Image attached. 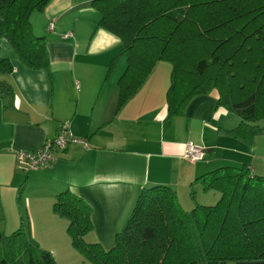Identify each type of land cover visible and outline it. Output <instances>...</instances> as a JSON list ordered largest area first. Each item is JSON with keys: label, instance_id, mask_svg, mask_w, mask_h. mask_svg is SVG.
Wrapping results in <instances>:
<instances>
[{"label": "crops", "instance_id": "obj_1", "mask_svg": "<svg viewBox=\"0 0 264 264\" xmlns=\"http://www.w3.org/2000/svg\"><path fill=\"white\" fill-rule=\"evenodd\" d=\"M91 1L50 0L42 11L30 14L32 32L47 39V69L27 67L10 42L0 38V60L10 65L0 70V217L4 222L12 216L13 229L26 217L31 236L39 242L52 240L47 249L56 257L78 253L67 218L53 208L60 191L69 190L90 205L92 229L84 239L108 249L144 187L168 185L190 210L216 197L195 181L215 167L245 164L264 175V135L246 143L223 132L239 119L217 106L215 92L192 97L183 114L168 117L170 64L159 61L116 113L117 80L126 60L119 56L116 70L106 77L121 41L95 28L101 13ZM64 122L78 140L55 149L53 163L22 171L18 153L56 137ZM194 126L197 137L192 139L188 136ZM192 142L205 148L203 160L184 158Z\"/></svg>", "mask_w": 264, "mask_h": 264}, {"label": "trees", "instance_id": "obj_2", "mask_svg": "<svg viewBox=\"0 0 264 264\" xmlns=\"http://www.w3.org/2000/svg\"><path fill=\"white\" fill-rule=\"evenodd\" d=\"M49 1L0 0V38L31 69L48 68L47 39L32 32L29 17ZM91 5L101 13L95 28L121 41L106 77L119 56L126 60L117 80L116 113L159 61H169L168 117L183 114L192 97L215 92L217 106L239 119L223 132L246 143L264 135V0H92ZM9 67L0 60V70ZM235 88L242 94L238 100L230 96ZM195 181L219 195L215 205L185 210L170 186L144 187L108 249L84 239L92 221L81 197L60 191L53 208L67 218L72 246L93 264L264 260V175L245 164L223 165ZM8 234L0 231V264H55L53 254L31 236L28 222Z\"/></svg>", "mask_w": 264, "mask_h": 264}, {"label": "built area", "instance_id": "obj_3", "mask_svg": "<svg viewBox=\"0 0 264 264\" xmlns=\"http://www.w3.org/2000/svg\"><path fill=\"white\" fill-rule=\"evenodd\" d=\"M77 138L69 134L68 124L61 123L57 129L56 137L45 142L39 148L33 151H21L18 153V163L22 171L28 172L37 169L40 165L53 163L55 158L53 152L55 149H64L69 141H76ZM205 150L189 143L186 146L184 158L191 162L202 160Z\"/></svg>", "mask_w": 264, "mask_h": 264}, {"label": "rangeland", "instance_id": "obj_4", "mask_svg": "<svg viewBox=\"0 0 264 264\" xmlns=\"http://www.w3.org/2000/svg\"><path fill=\"white\" fill-rule=\"evenodd\" d=\"M35 30V29H34ZM35 34V33H34ZM90 34H91V32H90ZM89 34V35H90ZM35 35H37V34H35ZM89 35L88 36H86V39H88L89 38ZM123 57V56H122ZM123 59H124V57H123ZM123 59H121V62H122V60ZM162 64H170V73H171V63L169 62V61H162ZM116 70V68H113V71H115ZM170 73H169V75H170ZM111 76H112V74H111ZM193 78L195 77V76H192ZM191 83H193V82H191ZM180 86V85H179ZM183 86V85H182ZM181 86V87H182ZM180 87V88H181ZM184 88V87H183ZM182 88V89H183ZM231 98L232 99H234V100H238V99H240L241 97H242V94H240V92L238 91V89L237 88H235V89H233V91L231 92ZM228 113H230V112H228ZM229 116V118H237L234 114H228ZM213 124H215V122L213 121L212 122ZM216 126H219V124H216ZM186 135V134H185ZM188 137H191L192 139H195L197 136H196V127L194 126L193 128H192V134H191V136H188ZM55 138V137H54ZM50 140H52V139H50ZM189 144V143H188ZM191 144H193V142L191 143ZM194 146H197V147H200V148H202V149H204L205 150V148L204 147H202V146H199V145H196V144H193ZM212 192V191H211ZM216 194V197L212 200V201H209L207 204H205V205H215V203L217 202V200L219 199V195L217 194V193H215ZM190 211V210H189ZM2 214V212H1V210H0V215ZM7 221H4L3 222V219L2 220H0V231L3 233V234H8V233H10L11 234V232L14 230L13 228H12V224H13V220H12V216H10V217H8L7 216ZM27 222H28V220H27V218L26 217H24V224L23 223H20L19 224V226H21V224H23V226H25V227H27ZM18 228V227H17ZM16 229V228H15ZM9 235V234H8ZM38 243L40 244V247L41 248H43V249H45V250H49V249H47V245H51V243H54V242H52V240H48V241H45V240H43V239H41L40 240V242L38 241ZM104 243H106V242H104ZM105 249V248H104ZM77 251V250H76ZM51 252V251H50ZM78 252V251H77ZM64 255H66V254H64ZM53 256H54V258H55V264H93L87 257H85L84 255H82L81 253H76V254H72V255H68V256H65V257H62V256H58V257H56L54 254H53ZM227 264H232V262H227Z\"/></svg>", "mask_w": 264, "mask_h": 264}]
</instances>
